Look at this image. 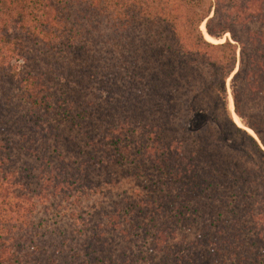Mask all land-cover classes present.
<instances>
[{"label":"trees","instance_id":"trees-1","mask_svg":"<svg viewBox=\"0 0 264 264\" xmlns=\"http://www.w3.org/2000/svg\"><path fill=\"white\" fill-rule=\"evenodd\" d=\"M0 264H264V0H0Z\"/></svg>","mask_w":264,"mask_h":264},{"label":"rangeland","instance_id":"rangeland-1","mask_svg":"<svg viewBox=\"0 0 264 264\" xmlns=\"http://www.w3.org/2000/svg\"><path fill=\"white\" fill-rule=\"evenodd\" d=\"M204 23V22H203ZM201 27V26H200ZM204 29V28H203ZM225 36H229V34L228 33H226L225 35H224V37ZM224 37L222 38V41H223V39H224ZM216 41V40H215ZM214 41V42H215ZM237 58L239 59V49L237 50ZM239 62V61H238ZM237 62V63H238ZM230 79V78H229ZM229 79H228V81H229ZM228 102H229V98L231 97L232 98V95H231V89L230 88H228ZM233 100V99H232ZM232 103H233V101H232ZM229 108V107H228ZM229 110H230V108H229ZM232 110H233V108H232ZM230 112H231V110H230ZM231 116H232V112H231ZM232 118H233V116H232ZM240 120V119H239ZM240 123H241V121H240ZM241 127H243V128H245L247 131H248V133H250L251 135H253L256 139H257V137H256V135L254 134V132L250 129V128H248L247 126H245V125H243L242 123H241V125H240ZM251 131V132H250Z\"/></svg>","mask_w":264,"mask_h":264},{"label":"bare ground","instance_id":"bare-ground-1","mask_svg":"<svg viewBox=\"0 0 264 264\" xmlns=\"http://www.w3.org/2000/svg\"><path fill=\"white\" fill-rule=\"evenodd\" d=\"M201 28H202V29L204 28V23L201 25ZM204 30H205V28H204ZM205 36H206V38H207L208 40L215 41L214 39L210 38L208 35H205ZM223 40H224V39H223ZM228 107L230 108V110H231V112H232L233 120H234L238 125H241L239 118L235 115L234 110H232V108H233V103H232V98H231V97L229 98ZM250 132H251V131H250Z\"/></svg>","mask_w":264,"mask_h":264},{"label":"water","instance_id":"water-1","mask_svg":"<svg viewBox=\"0 0 264 264\" xmlns=\"http://www.w3.org/2000/svg\"><path fill=\"white\" fill-rule=\"evenodd\" d=\"M233 101V100H232Z\"/></svg>","mask_w":264,"mask_h":264}]
</instances>
